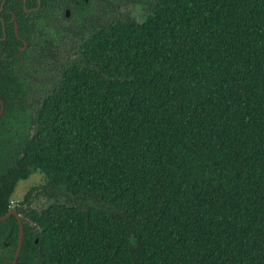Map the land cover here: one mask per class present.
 <instances>
[{"label": "trees", "instance_id": "trees-1", "mask_svg": "<svg viewBox=\"0 0 264 264\" xmlns=\"http://www.w3.org/2000/svg\"><path fill=\"white\" fill-rule=\"evenodd\" d=\"M127 1L143 20L96 17L36 107L22 67L0 64L16 264H264V0ZM22 5L0 0L20 36L37 16ZM33 175L44 184L12 207ZM38 194L46 208L31 207ZM18 232L0 220V264Z\"/></svg>", "mask_w": 264, "mask_h": 264}, {"label": "flooded vegetation", "instance_id": "flooded-vegetation-1", "mask_svg": "<svg viewBox=\"0 0 264 264\" xmlns=\"http://www.w3.org/2000/svg\"><path fill=\"white\" fill-rule=\"evenodd\" d=\"M117 1L48 0L47 4L43 7L41 0H36V7L27 9L26 0L25 4L22 0V7L27 15L32 12L37 13V16H32L34 17V22L30 26L31 31L26 32L23 36H20L18 32L15 13L11 9H7L3 13V8H0V13H2V16H0V64L10 59L14 61L16 67L21 68L30 56H42L48 60H42L40 63L35 62V64L41 65L47 63V66L51 67L55 77L57 69L68 59L66 56H71L75 47L79 46V42L92 30L91 23L96 17H99L104 22L111 15L117 17L118 13L125 12L121 9L122 7L116 4ZM107 4H111L113 10H108ZM125 4V6L129 5L132 7L137 5V7L141 8L140 14L143 15L144 10L139 3L133 4L128 2ZM7 38L10 39L7 40ZM7 43L14 50L13 58H8ZM52 56L54 60H49ZM49 80L51 81L52 78ZM20 81L24 86L25 80L22 76H20ZM27 93L28 90L25 93V101L27 105H31L27 100ZM4 109V102L0 100V118Z\"/></svg>", "mask_w": 264, "mask_h": 264}, {"label": "rangeland", "instance_id": "rangeland-1", "mask_svg": "<svg viewBox=\"0 0 264 264\" xmlns=\"http://www.w3.org/2000/svg\"><path fill=\"white\" fill-rule=\"evenodd\" d=\"M128 3L127 0H118L117 5L122 7L123 11L129 12L130 15L141 22L143 20V15L140 14L141 8L136 6H125ZM124 6V7H123ZM66 56V58H69ZM71 58V57H70ZM47 63L41 65L35 64L33 61H27L22 66L23 79L25 80V86L28 90L27 100L29 103L36 107L35 102H40L41 99L47 94L48 90L52 88L51 81L54 78V73L51 67L47 66ZM52 80L50 81L49 79ZM33 113V112H32ZM34 116V113H33ZM44 184V180L39 175H33L25 181H20L16 186L13 194L12 207L16 205V201L21 200L24 195L33 187H38ZM51 199L46 198L42 194H38L35 199L32 200L31 207L36 210L46 208L50 204Z\"/></svg>", "mask_w": 264, "mask_h": 264}, {"label": "water", "instance_id": "water-1", "mask_svg": "<svg viewBox=\"0 0 264 264\" xmlns=\"http://www.w3.org/2000/svg\"><path fill=\"white\" fill-rule=\"evenodd\" d=\"M23 1H24V4H25V0H23ZM11 215H13L17 219L18 228H19L17 248H16V252H15V255H14V258H13V261H12V264H16L17 259H18L19 255H20L21 247H22L24 229H23V224H22L21 217L14 209H11L5 216H1L0 220H5V219L9 218Z\"/></svg>", "mask_w": 264, "mask_h": 264}]
</instances>
